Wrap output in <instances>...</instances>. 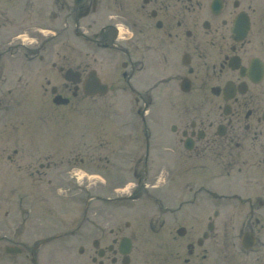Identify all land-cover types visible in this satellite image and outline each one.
Wrapping results in <instances>:
<instances>
[{"label":"flooded vegetation","instance_id":"af4514ba","mask_svg":"<svg viewBox=\"0 0 264 264\" xmlns=\"http://www.w3.org/2000/svg\"><path fill=\"white\" fill-rule=\"evenodd\" d=\"M13 2L0 0V79L7 60L30 65L37 58L55 57L61 64L54 61L52 67L61 75L67 69L78 73L77 82L62 84L72 97L103 96L84 93L90 75L98 79L97 91L105 84L107 94L112 90L134 94L146 148L128 158L118 155L120 165L128 161L124 163L129 170L131 156L136 158L134 188L108 199L154 196L159 205L158 236L164 240L161 253L167 258L169 252L171 257L164 261L201 264L209 248L219 246L220 264H264V0H45L43 41L33 32L34 0ZM19 8L21 15L14 11ZM88 59L90 63L85 62ZM54 87L63 94L60 86ZM157 103L165 113L157 127L161 141L152 148L145 113ZM130 126L134 130L133 123ZM89 156L100 157V150L90 151ZM80 160L84 162L83 157ZM154 161L158 178L151 173L155 165L149 162ZM169 162L172 171L167 170ZM150 175L156 183H147ZM86 176L75 185L82 215L71 231L81 244L80 258L71 263L131 264L135 245L130 235L129 255L120 253L116 238L112 250L100 255L93 204L100 194L90 179L94 175ZM3 183L5 188H18V181ZM17 191L15 200L4 201L0 196V264H20L6 251L19 245L15 239L21 223ZM212 203L217 208L206 214ZM228 204L237 207L239 228H216L221 215L218 207ZM184 205L191 210L183 217H206L207 225L214 228L193 233L190 225L176 222L174 215L177 218ZM31 211L23 224L28 218L39 219ZM168 219L176 225L164 229ZM41 244L35 241L26 247L30 264H55L39 257Z\"/></svg>","mask_w":264,"mask_h":264},{"label":"rangeland","instance_id":"374dc122","mask_svg":"<svg viewBox=\"0 0 264 264\" xmlns=\"http://www.w3.org/2000/svg\"><path fill=\"white\" fill-rule=\"evenodd\" d=\"M18 1L22 2L14 0L13 4H18ZM34 2L36 12L33 32L43 41L45 34L42 28H45L47 21L46 12L42 9L45 0ZM14 11L21 15L20 8ZM54 61L61 64L55 57L42 62L35 59L30 65L10 59L6 61L5 71L0 79V196L4 201L7 197L9 201L15 200L18 190L20 197L21 223L15 239L23 246V252L15 255V259L20 264H30V259L26 257V247L32 246L35 241L42 243L39 247V257L42 260L54 261L55 264H72V260L80 258L77 249L81 241L70 230L76 228L82 215L75 184L83 179L85 181L86 175L91 174L94 176L90 179L95 181L96 190L100 194V198L93 204L96 206L100 227L95 238L100 240L101 246H108L116 237L119 240L123 234L130 235L135 245L131 264H171L167 263L168 259L171 260L169 252L166 253L167 258L161 253L164 240L158 236L159 209L154 198L147 195L136 201L128 198L108 199L109 196L120 197L134 186L133 169L136 158L131 156L129 170L125 166L128 161H122L123 164L120 165L118 155H127L128 158L135 151L146 148L141 116L136 111L131 113L134 94L112 90L101 97H83L81 94L72 97L71 91L63 88L64 80L58 69L52 67ZM85 62L90 63L91 59ZM52 85L60 86L62 95L71 99L68 105L58 106L53 103ZM163 110L164 107L158 103L147 110L150 132L152 129V148L161 141L157 127L165 113ZM126 122L129 126L124 127L123 123ZM132 123L137 132L132 130ZM168 131L171 132L169 129ZM93 150H100V157L89 156V152ZM81 157L84 162H81ZM152 158L154 160L155 156ZM149 164L155 165L151 173L158 178L160 174L156 162ZM171 164L168 163V171H172ZM74 172L82 179L76 180ZM124 176L127 178L123 179ZM152 178L150 175L148 184L155 183ZM3 181H18V188H5L2 186ZM124 182L127 184L122 189ZM149 190L155 191L151 187ZM220 207L221 215L215 221L216 228H239L240 217L237 215L236 205ZM189 208V205H184L178 217L174 215V219L190 225L188 228L197 233L206 228L208 221L206 217H183ZM207 208L206 214H212L217 205L212 203ZM31 209L38 214L39 219L31 221L28 218L23 224L22 220L28 217ZM169 221L168 219L164 229L176 225ZM59 232L64 233L58 236ZM45 238H48L46 242L41 241ZM166 243L165 240L164 244ZM49 249L54 250L51 255L46 253ZM207 252L208 257L201 264H220L222 252L219 246H211ZM82 258L85 259L84 256ZM84 263L86 264L85 261ZM178 264H182L181 261Z\"/></svg>","mask_w":264,"mask_h":264},{"label":"water","instance_id":"95a60500","mask_svg":"<svg viewBox=\"0 0 264 264\" xmlns=\"http://www.w3.org/2000/svg\"><path fill=\"white\" fill-rule=\"evenodd\" d=\"M92 85H93V83H91L89 87L91 88ZM88 91H89V92H93V90H87V92H88ZM65 100H66V99H61V98H59V97L56 98V101H57V102H62V101H65ZM122 242H123V243H124V242H127V243H128L127 239H125V238L123 239Z\"/></svg>","mask_w":264,"mask_h":264}]
</instances>
